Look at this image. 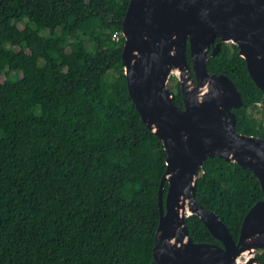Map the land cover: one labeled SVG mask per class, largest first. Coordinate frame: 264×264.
I'll return each instance as SVG.
<instances>
[{
  "label": "trees",
  "instance_id": "16d2710c",
  "mask_svg": "<svg viewBox=\"0 0 264 264\" xmlns=\"http://www.w3.org/2000/svg\"><path fill=\"white\" fill-rule=\"evenodd\" d=\"M129 2L0 0V264H158L167 150L128 89ZM186 55L191 65L189 42ZM207 67L243 95L237 130L264 138V91L237 44L223 42ZM170 88L183 107L179 80ZM195 194L236 240L264 196L253 171L219 155ZM187 225L195 241L222 245L198 214ZM256 255L264 264V248Z\"/></svg>",
  "mask_w": 264,
  "mask_h": 264
},
{
  "label": "water",
  "instance_id": "95a60500",
  "mask_svg": "<svg viewBox=\"0 0 264 264\" xmlns=\"http://www.w3.org/2000/svg\"><path fill=\"white\" fill-rule=\"evenodd\" d=\"M122 34L130 95L167 150L158 192L155 261L260 264L256 253L264 248V196L246 213L236 240L195 193L204 161L219 155L253 171L264 194V138L237 130L233 108L243 104V95L227 74L211 73L207 67L223 42L235 43L264 91V0H130ZM172 74L179 79L183 107L175 103L168 85ZM192 214L201 217L222 245L193 239L187 225Z\"/></svg>",
  "mask_w": 264,
  "mask_h": 264
},
{
  "label": "rangeland",
  "instance_id": "374dc122",
  "mask_svg": "<svg viewBox=\"0 0 264 264\" xmlns=\"http://www.w3.org/2000/svg\"><path fill=\"white\" fill-rule=\"evenodd\" d=\"M117 36V35H116ZM18 41V39H16ZM179 80L176 74H172L171 77L169 78L168 81V85L170 86H174V84L176 83V81ZM242 259H244V256H242Z\"/></svg>",
  "mask_w": 264,
  "mask_h": 264
},
{
  "label": "built area",
  "instance_id": "2783aa9c",
  "mask_svg": "<svg viewBox=\"0 0 264 264\" xmlns=\"http://www.w3.org/2000/svg\"><path fill=\"white\" fill-rule=\"evenodd\" d=\"M116 35H117V36H116ZM114 36H115V38H116V39H118V38H119L118 34H115Z\"/></svg>",
  "mask_w": 264,
  "mask_h": 264
},
{
  "label": "flooded vegetation",
  "instance_id": "af4514ba",
  "mask_svg": "<svg viewBox=\"0 0 264 264\" xmlns=\"http://www.w3.org/2000/svg\"><path fill=\"white\" fill-rule=\"evenodd\" d=\"M260 250V249H259Z\"/></svg>",
  "mask_w": 264,
  "mask_h": 264
}]
</instances>
